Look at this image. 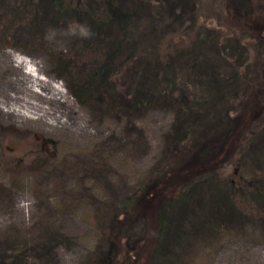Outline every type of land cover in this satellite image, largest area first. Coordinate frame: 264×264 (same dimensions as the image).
Masks as SVG:
<instances>
[{"label": "rangeland", "instance_id": "rangeland-1", "mask_svg": "<svg viewBox=\"0 0 264 264\" xmlns=\"http://www.w3.org/2000/svg\"><path fill=\"white\" fill-rule=\"evenodd\" d=\"M109 2L132 11L127 24L108 17ZM77 4L84 17L75 46L70 10L0 0V264H94L108 248L118 200L153 179L177 144L217 138L262 70L254 41L222 27L223 0H71L70 8ZM237 7L246 13V3ZM100 17L108 22L97 25ZM203 29L206 41L182 62L164 57L175 40ZM10 53L65 92L59 103H41L48 113L9 112L21 106ZM108 55L116 72L136 70L138 108L95 95L89 76ZM251 150L255 175L264 171V132ZM200 189L169 210L154 264H264V211L247 215L224 198L216 221L206 215L207 187Z\"/></svg>", "mask_w": 264, "mask_h": 264}, {"label": "trees", "instance_id": "trees-1", "mask_svg": "<svg viewBox=\"0 0 264 264\" xmlns=\"http://www.w3.org/2000/svg\"><path fill=\"white\" fill-rule=\"evenodd\" d=\"M42 1L52 4L60 15L70 10V40L77 46L76 24L84 17L81 5L70 8L71 0ZM82 1L78 0L79 3ZM239 1L247 4L244 14L238 12ZM108 5V17L129 22L131 10L111 2ZM222 14V27L254 41L261 52L262 70L255 69L248 89L240 94L238 109L225 116L228 124L217 138H207L198 144L189 140L177 144L172 160L161 167L153 179L118 200L106 234L108 248L94 264H135L137 261L154 264L159 261L170 225L169 210L193 198L202 186L207 187L210 195V211L206 215L216 221L219 212H223L224 198L247 215L264 211V171L259 167L261 172L252 175L248 166L253 141L264 132V0H223ZM94 22L102 26L108 19L95 18ZM207 31L203 29L192 39L189 34L175 40L164 57L182 62L183 57L189 55L188 51L206 41ZM118 47H122V41ZM240 49L243 56L247 55L246 45ZM135 73L134 68L127 70L124 67L116 72L113 56L108 55L89 77L99 99L111 97L128 109H136L141 102L134 88ZM85 89L86 86L81 84L77 91L84 92ZM213 142L216 149L209 152V144Z\"/></svg>", "mask_w": 264, "mask_h": 264}, {"label": "bare ground", "instance_id": "bare-ground-1", "mask_svg": "<svg viewBox=\"0 0 264 264\" xmlns=\"http://www.w3.org/2000/svg\"><path fill=\"white\" fill-rule=\"evenodd\" d=\"M9 56L13 60V66L19 72L16 83L19 85L18 92L21 93L20 96H14L20 100L21 106L11 107L9 112L23 117H29L34 111L46 114L48 109L41 103H59L66 96L60 87L53 85L52 82L41 76L37 64L20 54L10 53ZM47 90L49 92L44 94Z\"/></svg>", "mask_w": 264, "mask_h": 264}]
</instances>
